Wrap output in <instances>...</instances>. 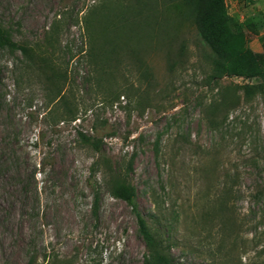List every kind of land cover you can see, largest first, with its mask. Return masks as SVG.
Returning a JSON list of instances; mask_svg holds the SVG:
<instances>
[{"label":"rangeland","instance_id":"obj_1","mask_svg":"<svg viewBox=\"0 0 264 264\" xmlns=\"http://www.w3.org/2000/svg\"><path fill=\"white\" fill-rule=\"evenodd\" d=\"M102 1L0 0L10 38L65 60L62 92H71L76 112L55 117L58 98L50 99L43 78L15 67L19 52L0 48V264H30L32 254L31 264L54 256L66 264H142L136 218L112 194L103 165L92 213L88 180L98 155L78 132L102 138L112 172L134 187L141 214L175 262L264 264V83L246 95L243 86L255 80L206 82L200 39L172 11L165 42L142 53L152 78L123 56L105 67L100 87L87 81L95 74L82 21ZM225 6L250 48L261 51L264 0ZM56 21L57 48L69 46L72 55L45 45Z\"/></svg>","mask_w":264,"mask_h":264},{"label":"trees","instance_id":"obj_2","mask_svg":"<svg viewBox=\"0 0 264 264\" xmlns=\"http://www.w3.org/2000/svg\"><path fill=\"white\" fill-rule=\"evenodd\" d=\"M132 1L115 4L112 0H103L88 8L82 21L86 36H88L85 56L92 65L95 75L93 78H85L87 81L93 79L100 87L108 74V69L105 70V67L122 61L123 56L132 60L134 66L139 68L142 77L148 80L152 78L153 74L142 53L146 45L151 46L154 43L157 48H160L159 44L165 42L163 40L166 35L165 27H168L172 11L173 16L179 21L189 22L200 39L203 46L202 56L210 67L206 82H217L223 77L255 80V84L243 86L246 95H251L256 89L262 87L264 83V33L259 37L261 51L251 49L244 28L228 14L225 0ZM248 27L256 32L252 26L248 25ZM59 31L60 25L56 21L44 40L45 45L54 51L59 49L72 55L69 46L59 45L60 47L57 48ZM36 47L34 49L24 42L13 40L0 26V48L8 50L10 54L19 52L23 58L14 64L15 67L24 69L26 73L40 75L50 91V99L58 98V106L61 110L54 111L55 117L66 115L65 117L74 118L76 113L74 102H71L68 96L71 92L67 95L62 92L65 83L69 81L67 63L62 58L52 56L53 51L47 53L46 49ZM81 51L83 50L80 48L79 52ZM78 135L84 142L90 144L98 155L91 165L88 180L94 217L97 216L100 194V183L96 174L103 165L106 167L104 172L108 175L106 180L112 194L121 198L136 218L137 229L146 248L142 264H178L174 261L170 245L162 236L163 234L149 225L147 219L141 214L134 187L127 183L119 172H112L110 162L102 148V138L82 132H78ZM130 169L131 163L128 162L127 171ZM34 259V254L30 255L29 263H33ZM48 264H66V262L54 256Z\"/></svg>","mask_w":264,"mask_h":264}]
</instances>
